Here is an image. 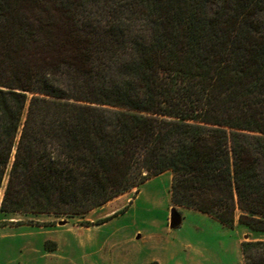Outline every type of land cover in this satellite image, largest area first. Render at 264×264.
I'll return each instance as SVG.
<instances>
[{
  "label": "trees",
  "instance_id": "1",
  "mask_svg": "<svg viewBox=\"0 0 264 264\" xmlns=\"http://www.w3.org/2000/svg\"><path fill=\"white\" fill-rule=\"evenodd\" d=\"M167 170L173 205L264 233V0H0V210L82 216Z\"/></svg>",
  "mask_w": 264,
  "mask_h": 264
},
{
  "label": "rangeland",
  "instance_id": "2",
  "mask_svg": "<svg viewBox=\"0 0 264 264\" xmlns=\"http://www.w3.org/2000/svg\"><path fill=\"white\" fill-rule=\"evenodd\" d=\"M170 185L167 170L82 216L0 210V264H138L149 256L158 264H243L239 239L257 232L238 223L239 210L235 225L224 226L173 205ZM173 207L182 220L171 228Z\"/></svg>",
  "mask_w": 264,
  "mask_h": 264
},
{
  "label": "crops",
  "instance_id": "3",
  "mask_svg": "<svg viewBox=\"0 0 264 264\" xmlns=\"http://www.w3.org/2000/svg\"><path fill=\"white\" fill-rule=\"evenodd\" d=\"M248 233V232H247ZM245 236V235H244ZM243 239H239V246L240 243ZM252 240H264V233L262 232H257L255 234H253ZM161 260L158 257L155 256H149L147 258H145L143 261H141L138 264H150L152 262H155V264H158Z\"/></svg>",
  "mask_w": 264,
  "mask_h": 264
},
{
  "label": "water",
  "instance_id": "4",
  "mask_svg": "<svg viewBox=\"0 0 264 264\" xmlns=\"http://www.w3.org/2000/svg\"><path fill=\"white\" fill-rule=\"evenodd\" d=\"M181 220H182L181 215L178 212V210L175 207L171 208L170 222H169L170 227L174 228V227L178 226L181 223ZM60 223L62 224L63 221H61ZM245 237H247V235Z\"/></svg>",
  "mask_w": 264,
  "mask_h": 264
}]
</instances>
